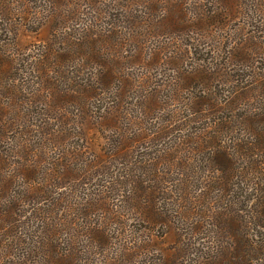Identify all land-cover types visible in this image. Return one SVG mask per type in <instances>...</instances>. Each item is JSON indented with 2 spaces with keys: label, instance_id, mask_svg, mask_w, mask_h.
I'll return each mask as SVG.
<instances>
[{
  "label": "rangeland",
  "instance_id": "obj_1",
  "mask_svg": "<svg viewBox=\"0 0 264 264\" xmlns=\"http://www.w3.org/2000/svg\"><path fill=\"white\" fill-rule=\"evenodd\" d=\"M246 114L264 0H0V264H229Z\"/></svg>",
  "mask_w": 264,
  "mask_h": 264
},
{
  "label": "trees",
  "instance_id": "obj_2",
  "mask_svg": "<svg viewBox=\"0 0 264 264\" xmlns=\"http://www.w3.org/2000/svg\"><path fill=\"white\" fill-rule=\"evenodd\" d=\"M245 118V128L249 131V138H247L248 135H244V138H232L237 141L235 148H237L238 155L241 158L236 166L237 170L233 166H226L223 169L224 173L231 172V178L236 182L228 183L218 189V191L220 190L218 197L226 199L231 206H234L235 201L241 198L240 192L248 195V200L242 206L243 209L240 208L234 213H226L227 210L223 211L222 209V217L218 218L219 227L233 228L234 231L242 234L236 237L229 246L231 251L221 253L219 250L218 254L216 253V256L213 257L214 263L225 261L224 257L227 255L229 256L227 260L229 264H252L253 261L259 259L260 249L264 247L263 239L260 238L262 236L261 231H264V119L259 117L257 120L254 119V116L251 118L248 114L245 115ZM222 124H225V122L222 121ZM211 139L217 140V142H212V145L216 148L215 152L212 150L213 158L219 155L217 158L220 161V153L223 150L219 142H222L215 135ZM233 169L236 170L235 173L232 172ZM229 172L228 175L230 176ZM221 182L222 179H219L217 183L220 184ZM249 201H255V205L249 206ZM210 208L214 209L212 214L213 211L218 209L213 206ZM208 213V217L211 218L209 211Z\"/></svg>",
  "mask_w": 264,
  "mask_h": 264
}]
</instances>
